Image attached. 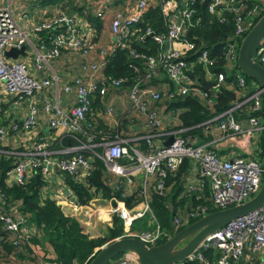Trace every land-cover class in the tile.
<instances>
[{"label":"built area","instance_id":"built-area-1","mask_svg":"<svg viewBox=\"0 0 264 264\" xmlns=\"http://www.w3.org/2000/svg\"><path fill=\"white\" fill-rule=\"evenodd\" d=\"M76 3L34 4L30 17L27 12L22 16L23 29L14 22L9 7L0 6V106L8 107L2 116L8 123L0 126V152L13 156L5 181L21 185L39 175L41 195L82 228L96 223L111 227L115 217L121 224V234L115 238H137L146 246L170 237L196 215L253 196L264 172L263 97L258 84L239 72L236 58L242 38L264 11V0L205 2L208 14L221 23L227 16L231 21L230 33L215 50L187 37L189 27L200 21L195 0H97L80 7ZM155 6L163 29L154 30L147 22L141 29L144 15ZM34 12L38 16L32 20ZM102 30L108 33L109 43L99 45ZM38 33H44L43 38ZM31 36L37 40L36 47ZM146 37L157 49L136 51L128 45ZM20 46L31 48L32 60L27 52L28 62L5 59V50ZM118 48L128 51L130 76L116 78L105 72ZM252 60L264 68V38ZM30 66L45 74L33 76ZM224 91L232 93L228 106L215 111V106L224 105ZM186 96L211 113L194 126L195 134L180 127L182 108H169ZM252 134H261L256 156L250 149ZM66 154L70 156L63 157ZM184 160L188 165L177 198L182 203L166 232L150 209V193L167 190V174L174 175ZM97 170L103 189L91 188L83 200L65 183L69 177L89 188ZM145 214L151 226L132 230L133 221ZM0 221L4 231L17 236L15 244L35 232L33 225H24L20 216L7 211L0 210ZM30 251L35 264H43L39 246L30 245ZM113 261L138 264L129 251ZM169 264H264V201Z\"/></svg>","mask_w":264,"mask_h":264},{"label":"trees","instance_id":"trees-1","mask_svg":"<svg viewBox=\"0 0 264 264\" xmlns=\"http://www.w3.org/2000/svg\"><path fill=\"white\" fill-rule=\"evenodd\" d=\"M41 2L44 0H40ZM52 1V0H49ZM54 0V3H57ZM69 1V0H68ZM207 0H195V7L198 9L200 21L193 23L188 30L187 37L195 43H204L209 49L215 50L220 44V41L230 33L231 21L230 17H226V21L221 23L214 15H210L205 11V2ZM76 10L75 7H73ZM145 22L154 30L161 31L162 19L159 7L151 8L145 15L144 21L139 25L141 29L145 26ZM44 33H38L40 38H43ZM134 37H132L133 39ZM131 48L138 51H146L149 48L150 52L157 49L149 38L143 40L129 41ZM127 49H115L105 65V72L116 78L120 76L131 75V70L127 65L131 62L127 56ZM219 60L216 63L219 68ZM247 79V77H246ZM252 80L251 78H249ZM248 80V79H247ZM224 96H221V103L224 105L215 106V111L228 106V102L232 96L231 92L224 91ZM96 106V103L93 104ZM182 108L178 117L181 121L180 127L189 128V134L198 132V128L194 127L197 123L208 118L211 113L205 110L197 100L193 97H179L171 102L169 108ZM4 108V107H3ZM0 113L3 109L0 106ZM0 117V122L2 121ZM4 122L5 119L3 118ZM3 122V123H4ZM1 126V124H0ZM179 127V126H178ZM6 150L7 147H1ZM13 163V156L0 152V192L2 200H0V210L7 211L12 216H20L24 225H33L35 232L25 241L15 244L16 235L3 230L2 222L0 221V262L7 261L9 264H18L17 256L24 254L28 258V263L35 264L36 258L30 251V245L36 244L45 252L50 250L53 254L54 264H87L93 254L95 248L100 247L105 242L112 240L121 234V224L114 217L111 227L106 228L105 234L102 237H89L83 232L82 226L73 218L64 216L59 208L48 196L41 195L43 182L39 175H34L24 184H8L6 172ZM187 160H184L178 167L174 175L167 174L165 184L169 188L162 194L155 192L150 193V209L159 223L161 229L169 232L172 215L181 207V198H178L180 193V178L187 170ZM102 174L100 170L95 172V175L89 179L90 187H83L72 182L69 177H66V185L76 193L80 200L88 197L89 191L93 189H103L101 185ZM125 203L129 204L126 202ZM216 210L211 209L209 211ZM200 215H196L188 223L197 219ZM187 223V224H188ZM185 224V225H187ZM184 225V226H185ZM167 237H161L156 244L166 240ZM187 239L183 240L184 243ZM180 243V244H182ZM207 252H205L206 254ZM120 254L115 255L108 261L107 264L114 262ZM20 257V256H19Z\"/></svg>","mask_w":264,"mask_h":264},{"label":"water","instance_id":"water-1","mask_svg":"<svg viewBox=\"0 0 264 264\" xmlns=\"http://www.w3.org/2000/svg\"><path fill=\"white\" fill-rule=\"evenodd\" d=\"M263 38L264 11L242 38L237 51L236 66L242 75L253 79L259 88L262 89L264 106V68L252 60V54L259 41ZM4 56L11 59L25 56L24 46H20L19 48L10 47L4 51ZM170 140L171 137L167 138L163 144H168ZM262 148L264 168V131L262 134ZM69 156V154H66L63 157ZM263 201L264 172L259 189L249 199L200 215L165 241L155 245L146 246L139 239L133 237H119L109 240L97 249L87 264H107L112 257L126 251L132 252L135 255L138 264H169L175 262L195 250L206 235L225 225L228 221L257 209ZM186 238L187 241L182 243Z\"/></svg>","mask_w":264,"mask_h":264},{"label":"rangeland","instance_id":"rangeland-1","mask_svg":"<svg viewBox=\"0 0 264 264\" xmlns=\"http://www.w3.org/2000/svg\"><path fill=\"white\" fill-rule=\"evenodd\" d=\"M59 1H61V0H58L57 3ZM112 1L114 2V0H112ZM116 2L117 3H123L124 0H115V3ZM9 3L10 4H6V5H9V6H7V7H9V9L11 8L10 11L12 13L14 22L16 23V25L20 29H23V23H24L23 21H25V18L22 17V16L24 15V13L26 14V12H29L30 8H33L32 5L36 4L37 2H30V0H9ZM76 4H77V7H80L81 5H85V4L87 5V3L86 2H82V0H79ZM0 6H5V5H0ZM88 6H89V9H90L91 5H88ZM77 7H76L75 11H77ZM136 51H138V50H136ZM235 71L239 74V72H238V70L236 68H235ZM247 79L250 80L249 78H247ZM1 116H3V114H1ZM260 137H261V134H259L258 136L256 134H252L251 137H250V142H251V148L250 149H251V152H253V154H255V156H256V154H257V152H258V150L260 149V146H261ZM149 226H151V223L149 222L148 215L145 214L140 219H137V220L133 221L131 228L134 231L140 232V231L147 230L149 228ZM82 229L87 231V234H90V236L93 237V238L94 237H99V236L102 237L101 235L105 234V232H106V229H105L104 226L101 227L100 234L97 235V236L92 234V232L90 231V229H91L90 227L89 228L85 227V229L84 228H82ZM98 248H95V251Z\"/></svg>","mask_w":264,"mask_h":264},{"label":"crops","instance_id":"crops-1","mask_svg":"<svg viewBox=\"0 0 264 264\" xmlns=\"http://www.w3.org/2000/svg\"><path fill=\"white\" fill-rule=\"evenodd\" d=\"M79 0H69L68 1V3L71 5V4H73L74 2H78ZM88 0H84V1H82V2H87ZM35 2H37L36 4H38V5H41V7L42 6H46V5H49V4H52V3H54V0H52V1H49V0H44V1H40V0H36ZM57 2V1H56ZM89 2V1H88ZM114 3H115V0H114ZM117 3V2H116ZM6 4H10L9 3V0H0V5H5V6H9V5H6ZM11 9V8H10ZM31 10V9H30ZM28 14H27V16L28 17H30V15H31V11H29V12H27ZM37 16H38V14L36 13V12H34L33 13V15H32V20L34 19H36L37 18ZM23 22H25V21H23ZM23 25H25L24 23H23ZM29 39H30V42H31V44L34 46V47H36L37 46V40H36V38L34 37V36H31V37H29ZM107 43H109V35H108V33L106 32V30H102L101 32H100V36L98 37V44L99 45H104V44H107ZM24 51H25V53L27 52V55H28V57L32 60V54H31V48L30 47H25V49H24ZM5 57V56H4ZM5 59H11V58H5ZM17 60H24V61H27V59H26V57L25 56H18L17 58H16ZM12 60H14V59H12ZM28 62V61H27ZM29 72L33 75V76H40V75H44L45 74V71L43 70V69H35V68H33V67H31L30 66V69H29ZM4 107V108H3ZM7 106H5V105H1V109H3V111H6L7 110ZM1 111V110H0ZM3 111H2V113H0V117H1V114H3ZM5 119V118H4ZM4 122V120H3V118H2V121L0 122V124L2 125H6L7 123H8V121L5 119V122ZM101 227L102 226H100V224L99 223H96V224H94L93 225V228H91L92 230H96V231H99L100 232V229H101ZM107 227H105V229H106ZM88 235H90V234H88ZM102 236V235H101ZM42 263L43 264H54V262H53V254H52V252L50 251V250H47V252H45V251H43L42 250ZM24 254H22V255H19V256H17V262H18V264H30V263H28V258H26L25 256H23ZM0 264H9L7 261H1L0 262Z\"/></svg>","mask_w":264,"mask_h":264}]
</instances>
